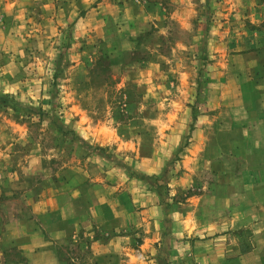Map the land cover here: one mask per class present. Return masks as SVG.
Returning <instances> with one entry per match:
<instances>
[{
  "label": "rangeland",
  "instance_id": "obj_1",
  "mask_svg": "<svg viewBox=\"0 0 264 264\" xmlns=\"http://www.w3.org/2000/svg\"><path fill=\"white\" fill-rule=\"evenodd\" d=\"M252 41L264 43V0H0V204L24 209L46 191L102 180L103 222L70 228L54 246L58 263L128 264L135 255L172 264L168 214L198 194V178L183 196L169 186L184 173L198 119L212 116L211 77ZM134 189L141 212L162 208L160 240L144 252L150 234L132 214ZM245 231L239 253L255 252L231 249L225 264H264V233ZM185 241L190 256L177 263L207 260L197 238Z\"/></svg>",
  "mask_w": 264,
  "mask_h": 264
},
{
  "label": "crops",
  "instance_id": "obj_2",
  "mask_svg": "<svg viewBox=\"0 0 264 264\" xmlns=\"http://www.w3.org/2000/svg\"><path fill=\"white\" fill-rule=\"evenodd\" d=\"M258 46L252 41L248 51L232 56L226 65L224 62V73L211 77L212 94L217 95L208 112L212 116L198 119L181 156L184 173L169 186L170 196H183L193 190L189 180L195 183L194 177L198 178V194L186 195L184 202L171 206L174 210L168 214L170 232L165 241L171 246L172 264L187 262V239L197 238L198 246L207 252V260H201V264H225L223 259L231 249L240 258L255 252L252 245L245 254L239 253L236 240L240 241L238 236L246 234L245 230L254 237L264 233V43ZM224 104L229 108L222 113ZM185 108L183 103V114ZM222 116L229 120H221ZM102 182H95L88 190L80 188L78 181L72 182L73 189L65 194L46 191L28 198L24 209L0 204V264H59L54 246L67 237L70 228L82 224L97 227L103 222L100 213L109 192ZM139 193L132 191V206H136L132 214L145 223V232L150 234L142 248L144 252V248L160 240L163 215L155 202L141 212ZM119 214L127 216L125 207ZM208 241L213 242L209 249L205 246ZM11 249L19 257L11 254ZM135 257L130 255L128 264H149L135 261Z\"/></svg>",
  "mask_w": 264,
  "mask_h": 264
},
{
  "label": "trees",
  "instance_id": "obj_3",
  "mask_svg": "<svg viewBox=\"0 0 264 264\" xmlns=\"http://www.w3.org/2000/svg\"><path fill=\"white\" fill-rule=\"evenodd\" d=\"M242 253H246V252L244 251V252H242Z\"/></svg>",
  "mask_w": 264,
  "mask_h": 264
}]
</instances>
